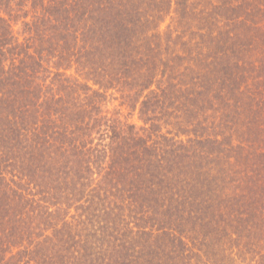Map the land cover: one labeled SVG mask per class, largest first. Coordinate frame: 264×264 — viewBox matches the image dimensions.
Wrapping results in <instances>:
<instances>
[{
	"label": "trees",
	"instance_id": "trees-1",
	"mask_svg": "<svg viewBox=\"0 0 264 264\" xmlns=\"http://www.w3.org/2000/svg\"><path fill=\"white\" fill-rule=\"evenodd\" d=\"M0 264H264V0H0Z\"/></svg>",
	"mask_w": 264,
	"mask_h": 264
},
{
	"label": "rangeland",
	"instance_id": "rangeland-1",
	"mask_svg": "<svg viewBox=\"0 0 264 264\" xmlns=\"http://www.w3.org/2000/svg\"><path fill=\"white\" fill-rule=\"evenodd\" d=\"M18 30V29H17ZM121 107H120V102L119 101H112L111 104H110V109L112 111H117L119 110ZM122 114L126 117H128L129 119V122L130 123H133V124H136L138 127H143L145 126V123L140 119V116H139V111L136 110V111H131L129 108H123L122 109Z\"/></svg>",
	"mask_w": 264,
	"mask_h": 264
}]
</instances>
